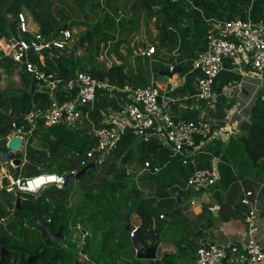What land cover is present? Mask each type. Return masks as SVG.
<instances>
[{"label": "trees", "instance_id": "1", "mask_svg": "<svg viewBox=\"0 0 264 264\" xmlns=\"http://www.w3.org/2000/svg\"><path fill=\"white\" fill-rule=\"evenodd\" d=\"M119 1L0 0V37L14 33L16 29V13L20 10H24L29 14L31 21L45 35L55 34L57 29L67 25L72 28L77 25L73 23L74 19L80 18L88 23L89 28L76 43L80 48L86 47L84 59L87 67H85V70L93 78L107 79L111 84L118 87H139L137 84L142 82L139 79V73L135 74L132 69L125 70L129 63L128 55H130L131 49L127 48L125 55L118 51L119 45L127 44L126 37L130 32L127 33V30L133 27L134 16L142 14L146 21L154 20L153 26L157 36L151 42L155 46L154 58L158 62H154L151 65L153 66L152 73L155 79L165 76L161 72L166 73L167 69L161 64V61L164 60L165 63L171 61L172 53L175 50H178V59L186 61V68L182 67L181 72L188 71L187 69L190 66L191 58L196 52L195 50L201 49V42H203L206 33L211 29L210 25L205 21L206 18H223L228 21L235 18L246 19L247 16H250L255 21L264 20V0H133L129 7L132 17L130 19L122 17L116 22L113 16L119 9L116 6ZM101 5L108 8L111 16L104 13L105 9L103 15L99 16L97 12ZM122 8L127 9L128 7L123 4ZM102 27L107 29V33L103 32ZM110 29H115L114 32L118 33V38H120L113 43V48L108 55L114 54L120 65L104 67L97 62V58L100 44L106 43L108 41L107 38L113 36V31ZM161 51L165 54L160 55ZM33 61L35 62V59ZM0 67H5L9 72L13 68L9 61H1ZM116 67H120V69ZM13 69L20 71L16 67ZM43 70L58 78H67L74 70L72 53L65 51L59 53L58 57L45 59ZM19 77L21 95H19L17 100L13 99V102L8 105L3 97L5 93H0V111L4 112L0 115L1 140L9 134L13 120L20 122L21 115L30 111L33 105H44L47 101L45 95L35 93V82L28 75L20 71ZM218 115L223 116L222 111ZM91 116L96 123H99L102 120L101 107H95L91 112ZM239 130V134L230 138L226 144V148L230 150H223L221 147L223 143L220 142L205 146L201 150L202 152L197 155V167L199 169H210L213 157L219 159V173L224 168H227L225 167L227 162H235L241 157L251 163L252 166L261 161V167H263L264 95L257 97L250 112V121L241 124ZM42 140L45 145L44 151L40 150L43 146L33 148L32 143L29 141L24 154L18 153L16 156L17 158L24 157L25 160L36 159L38 165L33 171V175L39 173L63 174L70 171H79L82 168L81 162L85 164L92 162L87 161L84 157L85 152L93 144L92 138L86 134H77L62 128H53L42 134ZM165 156H168V153L160 147L156 139L151 138L148 141H143L136 138L131 131H126L117 146L107 155L101 164L102 166L97 170L95 168L94 172L96 173L90 172L78 182V189L82 193L84 203L74 209V222L82 228V232L88 235V232L91 231V233L98 235V232H100L98 228L104 227L106 230L110 229L107 233L110 234V237H105L104 239L108 238L111 240L112 236L116 235L114 228L120 227L122 232L118 237L120 241L118 248L123 250L124 243L129 245L130 239L129 234L122 230L125 225V217L134 214L138 218V233L142 243L146 246H152L155 242L156 231L161 230V225L158 224L159 220L164 218L161 211L165 212V209L170 207L169 215H176L181 205V201H179L181 196L177 193L174 198H171L167 188H163L161 183H159L161 175L140 178V185L144 188L153 189V183L158 185L152 196H145L142 189L129 184L124 172L127 165L134 163L135 167L138 168L142 167L145 161H149L153 166L159 165L162 167L161 162ZM168 165H171L170 161L165 164V166ZM259 168L258 166L256 170ZM176 169H179L182 174L185 173L187 177L192 173L190 167L182 166L180 163ZM17 172L19 173L18 178L22 171L20 169ZM229 172L232 175L231 180H235L236 177L232 171L230 170ZM223 179L224 177L220 174L219 181ZM144 180L147 183L143 182ZM54 193L57 198L53 201L43 195L34 198L31 195L18 193L20 198L18 197L13 208V222L17 225H23L25 216L30 214L33 225L37 227L34 218L43 222L49 221L50 230L56 232L61 223V216H64L66 222L64 225L65 230L68 223L66 218L68 210L63 202L67 199V195H63V193H66L65 191L57 190L56 188H54ZM3 204L6 207H10V202L2 203L0 201V218L5 217L6 211ZM224 205L225 207L227 206L226 204ZM106 208H111L110 212L113 213L114 217L110 219L114 225H111V222L106 218ZM221 208L222 205L220 206ZM262 213L264 214V210H262ZM202 214L203 216L209 214L206 207H203ZM160 216H163V218L160 219ZM223 219H228V217H223ZM9 224L7 227H9ZM210 225L211 222L207 224V226ZM1 228L2 226H0ZM196 231L192 235L193 238L189 240L188 238L191 237V234L189 231L186 232V236L175 244L174 254H164L159 259L148 261L149 264H178V260L183 257L184 252L191 251L195 254L198 246L195 240L200 239L202 236L201 231L197 229ZM42 238V242H39L31 252L26 247H21L16 242H11V238L5 235L0 236V255L1 250L6 249L10 264H27V258L33 255L37 256L36 264H87L76 259L77 253L67 252L66 250L69 246L64 248L61 244L46 243L45 237L42 236ZM102 243L108 244L104 240ZM118 260L116 257L111 259L110 263L107 262L105 264H117L115 262ZM132 260L133 263H127L126 261L123 263L139 264L140 262L134 258Z\"/></svg>", "mask_w": 264, "mask_h": 264}, {"label": "built area", "instance_id": "2", "mask_svg": "<svg viewBox=\"0 0 264 264\" xmlns=\"http://www.w3.org/2000/svg\"><path fill=\"white\" fill-rule=\"evenodd\" d=\"M113 17L118 22L122 17L125 18V15L118 9ZM207 23L211 29L204 37V47L191 58L188 69L190 73H199L194 78V100L199 106L196 116L186 120L175 119L171 115L169 102L162 95L161 87L155 84L145 87H118L107 79L93 78L85 67H78L75 62L74 70L67 78H58L46 73L43 70L45 59L58 57L61 52L70 51L73 60H78L80 53L74 45L77 41L74 39L73 30L67 25L64 29H57L55 34L45 35L28 19L24 10L17 11L14 33L0 37V62L9 61L28 75L35 82V93L45 95L47 101L44 105H33L30 111L21 115L20 122L13 120L9 134L2 140L0 138V146L6 147L10 139L18 137L21 140L18 153L23 151L24 154L26 146L35 135L38 137L49 129L62 128L92 138V147L85 152L84 157L96 167L104 162L122 135L131 131L136 138L143 141L156 139L169 158L176 159L182 166L192 169L185 182L186 190L202 191L212 187L217 179L214 170L199 169L196 158L205 146L213 145L216 141L225 143L223 139L227 134L234 132L241 124L249 122L250 112L257 97L264 95V20L255 21L247 16L246 19L235 18L228 21L208 19ZM118 36V33L114 34L112 43ZM109 41L111 40L106 43ZM155 51L154 45L143 43L138 48L136 57L147 59L151 63L158 62L154 58ZM225 59L236 61L237 67L234 71L239 75V80L218 89L216 82L223 71ZM177 60L178 53L173 52L172 60L166 64L167 72L172 74L169 79V86L172 88L176 86V76L181 73V68L179 73L174 72L175 68L179 67ZM100 97L123 102L111 120L96 123L91 112ZM221 111L223 116L218 115ZM19 159L21 163L18 168L11 162L7 164L20 171L25 158ZM87 164L81 162L82 168ZM3 165L1 164L3 172L0 173V191L14 193L15 198L18 193L37 197L49 187L62 190L54 182L35 193L23 190L28 180L52 174L39 173L12 179L5 173ZM77 172L55 175L63 177L65 182L67 174ZM160 172L159 165L153 166L149 161H145L138 169L125 168L124 173L129 184L139 187L140 178L157 176ZM3 178L9 180L8 185H3ZM255 201L256 195L251 191H246L241 197L240 204L247 208L250 218L258 212L255 209ZM162 218L163 216H160V219ZM0 226L7 228L6 217L0 218ZM133 226L138 228V225ZM133 234L134 232L130 233L129 237ZM195 255L194 264H264V248L251 236L226 247L211 243L199 244Z\"/></svg>", "mask_w": 264, "mask_h": 264}, {"label": "crops", "instance_id": "3", "mask_svg": "<svg viewBox=\"0 0 264 264\" xmlns=\"http://www.w3.org/2000/svg\"><path fill=\"white\" fill-rule=\"evenodd\" d=\"M208 19L213 18H206L205 21L207 22ZM219 21H225V19H216ZM209 24V23H207ZM157 35H155L156 37ZM141 42H144L141 39ZM201 49H196L195 51L198 52V50H202L204 47V38L203 42H201ZM200 48V46H199ZM178 50H175V53ZM195 52V53H196ZM194 53V54H195ZM165 53L161 51L160 55H164ZM236 61H232L229 59H225L223 62V71L220 73L217 82L216 87L217 88H223L225 85L238 81L239 75L236 71H234V67ZM150 63V62H149ZM154 63V62H153ZM169 63V62H168ZM161 64L165 66L164 60L161 61ZM14 68V67H13ZM166 68V66H165ZM168 73V72H167ZM199 75L198 72H192L188 70L187 72H181L176 76L175 87L172 88L169 86V79L171 77H167L166 75L162 78H166L165 80L161 81L152 78L153 84L161 87L162 95L164 98L169 102V110L171 111V115L175 119H186L190 120L196 116L197 113V106H199V103L194 100V94L196 93V87H195V81L194 78ZM159 79V78H158ZM152 81V80H151ZM150 81V82H151ZM20 84L17 85V90L15 91V97L17 95H20ZM122 100L115 101V100H106L101 99V97L98 99V102L95 104V107H101V117L102 122H107L111 120L112 116L116 114L119 111L120 104L122 103ZM103 108V106H105ZM234 129V128H233ZM240 130L239 128H235L234 132L227 134L223 142H226L227 139L232 138L239 134ZM23 153V151H22ZM217 160V173L214 169V161ZM170 161L171 165L165 166ZM169 161L165 164H162L161 167V185L163 188H167V191H169L171 198L175 197L176 194H180L181 198L179 201H181V205L179 206V211L176 215L170 216L169 213H165L164 211H161V213L164 215V218L162 220H159L158 224L161 225L160 231V239L161 243L157 249L156 252V259L161 258L164 254L172 255L175 253V244L182 238L186 236V232L189 231L191 234L188 238L192 239V235L197 232V230L201 231L202 236L200 239L195 240V243L206 245V244H217L219 246L226 247L231 244L240 243L247 239V237L251 236L256 241H258L261 246L264 248V214L261 211L256 212L251 218L248 217L247 214V208L242 206L240 204L241 197L246 191H251L255 195L258 193V191L264 186V175H254L252 177H246L245 172H248V169H243L245 166L244 159L238 158L232 165L228 164L227 162V168H224L221 173L218 171V165H219V159L213 157L212 159V166L211 168L214 170L215 174L217 175L216 183L205 190L202 191H192V190H186L185 189V182L187 179V175L184 173H180L179 169H176L177 165L179 164L178 160L169 158ZM233 161V159H232ZM237 170L234 174L235 170L231 168L232 167ZM260 167L258 170L257 167ZM261 161H258L256 165H254L252 168L255 171L261 170ZM264 167V166H263ZM262 167V168H263ZM133 168V167H132ZM140 168V167H138ZM134 168V169H138ZM234 172L233 175L236 177L235 180H231V172L230 170ZM264 170V168H263ZM239 172V173H238ZM159 173V175H160ZM220 174L224 179L222 181H219ZM220 185V187H219ZM74 186V185H73ZM142 187V185H141ZM219 187V188H218ZM52 187H49L45 189L43 192L40 193L37 197L43 195L48 196L51 201L54 199L52 198L51 192L53 193ZM55 188V187H53ZM221 188V189H220ZM57 189V188H56ZM58 190V189H57ZM79 191H77L76 188H72V190L68 191V200L66 199L63 203L66 204L68 212H66V218H67V227H69L70 231H73V234H71V246L75 244V249L70 248L73 253H77L80 250L82 246V235L80 236V242H78V233L82 230V228L77 225L74 219V209L80 206L83 202H79L80 195ZM18 197L15 198V201L11 200H4L2 203H15L18 200ZM34 197V198H37ZM20 198V197H19ZM56 200V199H55ZM76 203V205L73 203ZM223 204H226L223 206ZM222 205V208L220 209V206ZM6 212H13V208L11 206L6 207L4 204ZM237 207L235 211V215L232 216V207ZM203 207H206L209 211V214L203 216L202 209ZM211 208H214L213 210H210ZM229 208V210H228ZM171 209L170 207L166 208V210ZM211 214V216H210ZM6 217V216H5ZM223 217H228V219H223ZM130 222L132 225H138V218L132 214L129 216ZM209 219V221H207ZM77 221V220H76ZM211 222L210 226H207ZM66 223V222H65ZM126 224V223H125ZM125 226V225H124ZM79 230V231H78ZM64 232V228H63ZM125 232V231H124ZM82 233V231H81ZM64 234V233H63ZM88 237H90L88 235ZM94 238L93 245L92 239H89V246L96 251L98 249L101 250V246L103 243L100 240V237L95 234V236H92ZM119 242V241H118ZM124 243V242H123ZM105 244V243H104ZM119 244V243H118ZM80 245L79 250L77 252H74L77 247ZM64 247V244H62ZM68 245H66L67 247ZM64 247V248H66ZM111 247H114L111 245ZM132 251L134 255L132 256ZM122 255L126 258L125 261L128 263H133L132 258L136 259L135 257V251L133 249V246L129 242V245L124 243L123 250L121 251ZM97 255L98 258V264H105L103 263L102 259L103 257ZM196 255L194 252H184L183 257L178 260V264H194ZM77 259V258H76ZM78 260V259H77ZM137 260V259H136ZM79 261H84V257L79 259ZM139 264H149L148 261L145 260H139ZM123 264H127V263Z\"/></svg>", "mask_w": 264, "mask_h": 264}, {"label": "rangeland", "instance_id": "4", "mask_svg": "<svg viewBox=\"0 0 264 264\" xmlns=\"http://www.w3.org/2000/svg\"><path fill=\"white\" fill-rule=\"evenodd\" d=\"M132 3H133V0H120L116 4V6L119 8V10H121L122 13L125 15L126 19H130L132 17V15H131L132 12L129 9V7H130V5ZM123 4H124V6H127L128 8L127 9L122 8ZM104 9H105V11H104ZM103 11H104V13H107L108 15L111 16V14L109 13L108 8H106L104 5L103 6L101 5L100 9L97 12L99 14V16L103 15ZM27 17L31 21V18L29 17V14H27ZM80 21H81V23L79 24ZM73 23L77 24V25L72 27V30H73L74 39L76 41H78L80 39V37L82 35H84L85 32L89 29L88 28V23H86L85 20H81L80 18H75ZM153 23H154V20H151L150 22H148V21H146V19L144 18V15H142V14L140 16L139 15L134 16L133 17V27L129 28V30H127V33L130 31L128 33V36L126 37L127 44H121L118 47V51L120 53L124 54V55L126 54V49L127 48L131 49L130 55H128L129 63H128V66L125 68V70L127 71L128 69H130V70L132 69V71L135 74L139 73V76H140L139 79L142 80V82L137 84L139 87H144V86L153 84V79H152L153 78V73H152L153 66L149 65L150 61L147 60V59L136 57V53L138 52V48H140L143 43L146 44V45L153 46L151 40H153V38H155V35H157V32L154 29ZM102 28H103L102 29L103 32L107 33V29H105V27H102ZM110 30H112V29H110ZM112 31H113L112 34L114 36V34L116 33V32H114L115 29H113ZM113 36H109L107 38V40L111 39V41H109V43H101L100 44V50H99V56L97 58V62L99 64L103 65L104 67H108L110 65H117V66L120 65V62L117 61V59H116L114 54L108 55L109 51L113 48V43H112L113 42ZM119 38H117L116 41ZM141 39L144 42H140ZM104 44H106V45H104ZM74 45H75L76 49H79V53H80V55L78 56V60L76 59L74 61L75 64H77L78 67H80V66L82 68L83 67H87V63H86V61L84 59V56H85L84 55V51H85L86 47L80 48V47L77 46L76 43H74ZM104 54L107 57L104 56ZM100 55H102V57H100ZM177 62L179 63V67H176L174 72L179 73L178 69H180V68L182 69V67L186 68V61H182V60L178 59ZM167 63L168 62H166V64ZM151 64H154V63L152 62ZM166 64H165V66H166ZM189 67H188V69H189ZM233 67L235 68V67H237V65H235V66L233 65ZM12 69H10L11 72H9V71L6 70L5 67H0V93H3V94L5 93V96L3 95V97L6 99V102H7L8 105H9L10 102H13V99L17 100L18 97H19V95H17L16 97L14 95H15V91L17 90V85L20 84V77H19L20 71H16V69H13V70ZM166 69H167V66H166ZM161 78L162 77H160L157 80L161 81ZM162 80L166 81V78H162ZM20 95H21V93H20ZM230 101L228 102V104L230 103ZM3 113L4 112L0 111V115H2ZM2 143L4 144L3 141H2ZM31 143L33 145V148H40V147L43 146L42 148H40V150L44 151V146L45 145H44V141L42 140V135H39L38 137L35 135L34 138L31 141ZM214 143H217V141L214 142ZM226 144H227V142L222 144V146H221L222 149L223 150H230V149L226 148ZM233 163L234 162H228V164H231V165ZM244 163H245V166L243 167V169L244 170L248 169V172L247 173L245 172V176L246 177H252L254 175H259V174L264 175V170H263L262 167H261V170L255 171L252 168L253 167L252 164L249 163L246 159H244ZM37 165L38 164L36 162V159L25 160L23 166L21 167L22 173H20L19 177H23L24 178V177L32 176L33 175L32 173L37 168ZM224 165H225V163H224ZM100 166H102V165L101 164L97 165L96 166V170L99 169ZM2 167H3L4 171H5V173L7 175H10L12 177V179H16L17 176L19 175L17 170L12 168V167H10L9 164H4ZM132 167L133 168H137V167H135L134 163L132 165H127L125 168H129L130 169ZM225 167H227V165H225ZM232 169H234V168L232 167L231 170ZM234 170L232 172H234ZM236 171L237 170H235L234 174L236 173ZM95 173L96 172H94V174ZM160 175L158 174L157 176H160ZM159 180H160L159 183H161V179H159ZM143 182L147 183L146 180H144ZM157 186H158L157 184L153 183V187H152L153 189H150L148 187H146V188L141 187V185L139 184V188L143 190V192H144L143 194L145 196H152L154 194V190L156 189ZM219 187H220V185H219ZM72 188H76L77 191H79L78 182L73 183L72 186L70 187L69 191L72 190ZM51 189L53 191V193L52 192L50 193L52 195V198L53 199L55 197L57 198V196L54 193V188L52 187ZM63 195H66V193H63ZM79 195H80V199H79V202H77V204L78 203L80 204V202L84 203L81 191H80ZM15 197H16V195L14 193H6L5 191H0V201H4V200L15 201ZM67 200H68V194H67ZM74 202L75 201H73V203ZM74 204L76 205V203H74ZM110 210H111V208H106L105 209L106 218L111 222L110 223L111 225H114V224H112V220L110 219V218L114 217L113 213H111ZM169 211L170 210L167 209L165 211V213H169ZM5 216L8 219V223H10V224H9V227L0 229V236L5 235V236L11 238V242H16L19 246L26 247L31 252L34 250V248L36 247V245L39 242H42V240H43V238L41 236L42 235V231H41V229H38L39 228L38 226H37L38 227L37 228L35 225H33L32 216L30 214L25 216V220H24V224L23 225H17V224H15L13 222V214L11 212H5ZM98 229H100V230H98V231H100V232H98V236L100 237L101 242L104 240L108 244L107 245L103 244L101 246V247H103V248H101V250L96 248L97 250L94 251V249H92L91 246L93 245V241H94V238L92 236H95V233H93V232L91 233V231H89L88 235L90 237H88V235H87V237L89 239L90 238L92 239V244H91V246H89L85 250V255L83 256L84 257V262H86L87 264H98V258L96 256L100 255L101 257L104 258V259H102L103 263H107V262L110 263L111 259L117 257L119 260L116 261L115 263L123 264V262L125 261L126 258L122 255V252H121L122 250H120L118 248L119 247L118 243L120 244V241H119L118 237L120 236V234L122 232L120 227H115L114 228V232H115L116 235L114 237L112 236L111 240H109L108 238L104 239L105 237H110V234H107L110 231V229L106 230V229H104V227H99ZM122 230L124 232V227L122 228ZM81 231L78 233V235H79L78 242L81 241L80 240V236L82 235ZM71 234H73V231L71 232L69 227H67L64 230L63 240H62V242L60 244L61 245L62 244L68 245L69 247L67 248L66 251L69 252V253L75 254L70 249L72 247H74V249H75V244H73L71 246V244H72L71 243V238H72ZM111 245L114 246V247H111ZM79 247H80V245L77 247V249L74 252H77L79 250ZM115 247H117V248L115 249ZM80 251H81V248L78 251V254H80Z\"/></svg>", "mask_w": 264, "mask_h": 264}, {"label": "water", "instance_id": "5", "mask_svg": "<svg viewBox=\"0 0 264 264\" xmlns=\"http://www.w3.org/2000/svg\"><path fill=\"white\" fill-rule=\"evenodd\" d=\"M64 29V27H63ZM117 69H120V67H116ZM178 72H180V69H178ZM162 74L166 75L167 77H171L172 74L170 73H164L161 72ZM1 127V126H0ZM21 149V140L18 137H14L10 139L7 142L6 147L0 146V173H1V164H7V163H12L15 167H19L21 163V159L16 157V154L20 151ZM169 161V157L165 156L164 159L162 160L161 164H165ZM217 160L214 161V169L215 172L217 173V166L216 163ZM95 165L93 163H89L85 165L83 168H81L76 174H67L65 176V182L63 184L62 189L63 191L66 192V195L68 194V191L70 187L72 186L73 183L79 182L86 174L93 172L95 170ZM217 177V175H216ZM218 178V177H217ZM2 183L4 186L8 185L9 180L7 178L2 179ZM11 208L15 207V203L10 202ZM237 207H232V216L235 215ZM264 208V186L258 191L256 194V201H255V209L257 211H261ZM18 220V218H17ZM35 224L41 229L42 231V236L45 237L46 243H53V244H60L63 240V228L65 225V219L64 216H61V223L56 232H52L50 230L48 222H43L37 218H34ZM125 226H124V231L128 234L134 232L133 236L130 237L129 242L133 246V249L135 251V257L137 260H145V261H154L156 260V252L157 249L161 243L160 239V231H156L155 233V242L152 246H146L142 243L139 233H138V228H135L131 222L129 216L125 217ZM83 240H82V246H81V251L80 254L76 256V258L79 260L85 255V250L87 249V243H88V237L87 235H84V232H82ZM64 247H66V244H64ZM36 259L37 256H29L27 258V264H36ZM0 264H10V260L8 257V251L6 249L1 250V255H0Z\"/></svg>", "mask_w": 264, "mask_h": 264}, {"label": "clouds", "instance_id": "6", "mask_svg": "<svg viewBox=\"0 0 264 264\" xmlns=\"http://www.w3.org/2000/svg\"><path fill=\"white\" fill-rule=\"evenodd\" d=\"M55 183L58 187L62 188L64 184L63 177L57 176L55 174L52 175H43L37 178H33L28 180L25 185L24 189L26 191H31L33 193L37 192L40 188L46 186L49 183Z\"/></svg>", "mask_w": 264, "mask_h": 264}, {"label": "bare ground", "instance_id": "7", "mask_svg": "<svg viewBox=\"0 0 264 264\" xmlns=\"http://www.w3.org/2000/svg\"><path fill=\"white\" fill-rule=\"evenodd\" d=\"M3 172V170H1V173Z\"/></svg>", "mask_w": 264, "mask_h": 264}]
</instances>
